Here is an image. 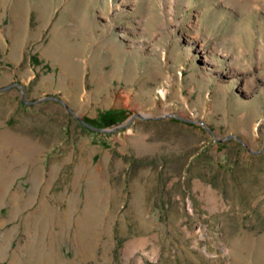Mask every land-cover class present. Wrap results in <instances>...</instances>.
<instances>
[{
  "label": "rangeland",
  "instance_id": "rangeland-1",
  "mask_svg": "<svg viewBox=\"0 0 264 264\" xmlns=\"http://www.w3.org/2000/svg\"><path fill=\"white\" fill-rule=\"evenodd\" d=\"M0 193V264H264V0H0Z\"/></svg>",
  "mask_w": 264,
  "mask_h": 264
},
{
  "label": "water",
  "instance_id": "water-1",
  "mask_svg": "<svg viewBox=\"0 0 264 264\" xmlns=\"http://www.w3.org/2000/svg\"><path fill=\"white\" fill-rule=\"evenodd\" d=\"M78 118H79V120H80L83 124H85V125H87V126L93 128V129L99 130V131H113V130H116V129L122 128V127H124V126L127 125V123H123V124L117 125V126L112 127V128H105V127L96 126V125H94V124L88 122L87 120H85V119H83V118H81V117H78Z\"/></svg>",
  "mask_w": 264,
  "mask_h": 264
},
{
  "label": "trees",
  "instance_id": "trees-1",
  "mask_svg": "<svg viewBox=\"0 0 264 264\" xmlns=\"http://www.w3.org/2000/svg\"><path fill=\"white\" fill-rule=\"evenodd\" d=\"M122 112V110H110L102 115L103 119L108 120V122H115L118 118V113Z\"/></svg>",
  "mask_w": 264,
  "mask_h": 264
},
{
  "label": "bare ground",
  "instance_id": "bare-ground-1",
  "mask_svg": "<svg viewBox=\"0 0 264 264\" xmlns=\"http://www.w3.org/2000/svg\"><path fill=\"white\" fill-rule=\"evenodd\" d=\"M33 175L36 176V177H39V175H40L39 168H38V170H36V171L34 172ZM33 175H32V176H33ZM0 194H1V193H0Z\"/></svg>",
  "mask_w": 264,
  "mask_h": 264
}]
</instances>
